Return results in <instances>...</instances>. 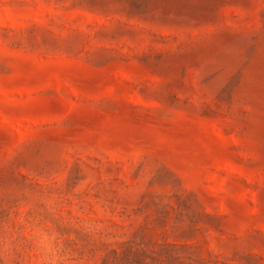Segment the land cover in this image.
Masks as SVG:
<instances>
[{"label": "rangeland", "instance_id": "1", "mask_svg": "<svg viewBox=\"0 0 264 264\" xmlns=\"http://www.w3.org/2000/svg\"><path fill=\"white\" fill-rule=\"evenodd\" d=\"M0 264H264V0H0Z\"/></svg>", "mask_w": 264, "mask_h": 264}]
</instances>
